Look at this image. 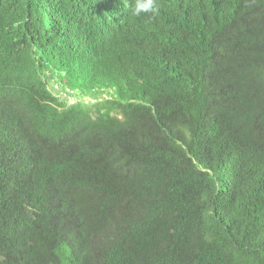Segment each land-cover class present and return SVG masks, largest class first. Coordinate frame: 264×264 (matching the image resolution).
<instances>
[{
	"label": "trees",
	"instance_id": "trees-1",
	"mask_svg": "<svg viewBox=\"0 0 264 264\" xmlns=\"http://www.w3.org/2000/svg\"><path fill=\"white\" fill-rule=\"evenodd\" d=\"M155 3L0 0V264H264V0Z\"/></svg>",
	"mask_w": 264,
	"mask_h": 264
},
{
	"label": "clouds",
	"instance_id": "clouds-1",
	"mask_svg": "<svg viewBox=\"0 0 264 264\" xmlns=\"http://www.w3.org/2000/svg\"><path fill=\"white\" fill-rule=\"evenodd\" d=\"M158 11L159 8L155 0H134V4L131 7V15L134 17H140L141 14H146L149 15V19H151Z\"/></svg>",
	"mask_w": 264,
	"mask_h": 264
}]
</instances>
